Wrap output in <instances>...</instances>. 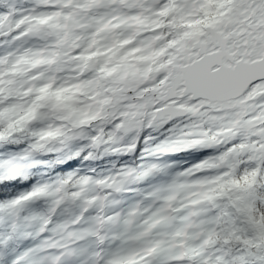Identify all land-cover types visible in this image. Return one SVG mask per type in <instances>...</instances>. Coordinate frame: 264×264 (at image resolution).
I'll use <instances>...</instances> for the list:
<instances>
[{"label":"snow or ice","instance_id":"snow-or-ice-1","mask_svg":"<svg viewBox=\"0 0 264 264\" xmlns=\"http://www.w3.org/2000/svg\"><path fill=\"white\" fill-rule=\"evenodd\" d=\"M214 2L217 10L208 15L209 0H30L31 7L23 16L15 17L7 31L3 22L10 15L11 6L0 12V37L4 38L0 40V144L37 138L30 141L22 156L0 160V182L19 176V161L27 159L32 151L44 150L46 137L70 138L66 126L44 123L51 118L76 128L102 115L113 119L122 116L128 118L126 122L116 119L113 128L119 129L123 124L127 132L130 127L141 126L140 120L130 118L128 109L137 110L131 116L147 109L141 113L146 126L160 127L170 123L178 109L196 112V105L201 103L208 108L232 105L229 96L245 82L247 86L235 99L255 98L251 106L242 105L234 114L243 117L238 123L232 121L230 114L229 121L218 126L219 140L214 134L206 141L192 140L180 147L154 149L171 153L211 147L210 155L177 176L187 177L206 168L214 172L196 177L191 183L174 180L167 189L172 195L161 196L160 189L149 193L161 203L149 215L148 222L143 227L138 225L129 237L137 240L144 231L153 229L150 236L128 243L123 232H117L114 239H119L120 244L93 251L92 264H264V50L245 62L252 67L242 66L239 60L229 62L232 29L226 28L224 15L219 11L229 0ZM256 5L261 11L254 19L264 22V0H256ZM101 8L106 11L100 12ZM122 8L134 11L122 13ZM200 10L205 15L185 26L189 25L186 17ZM168 12L173 13L171 21L161 19ZM164 27L170 30L167 38L162 36ZM141 32L148 34L140 36ZM68 67L78 72L57 75ZM189 98L192 103L186 104ZM121 99L128 103L120 104ZM114 135L115 132L110 133V138ZM143 139L147 142L150 137ZM91 140L93 144L98 142L96 137ZM134 148L132 144L129 150ZM145 151L143 148L142 153ZM238 164L241 166L236 167ZM155 167L152 165L148 171ZM88 180L87 176L72 172L59 183L63 186L71 181L75 186ZM205 184L214 187L193 190L195 185ZM48 187L35 185L26 193L0 201V212L12 209L19 201L54 195ZM216 187L222 191L216 192ZM180 190L196 197L190 203L200 207L213 203L218 209L217 216L203 218L201 243L185 244L183 250H179L181 242L177 237L187 235L184 221L188 210L179 201L170 203ZM70 195L77 197L79 192ZM182 208L183 213L179 211ZM48 223L43 218V225ZM126 224V219L121 221L122 228ZM43 225L40 232L45 231ZM214 238L225 246L236 241L241 248L227 259H208L201 255V247H211ZM27 254L15 256L9 264H21ZM54 259L63 264L60 257Z\"/></svg>","mask_w":264,"mask_h":264},{"label":"trees","instance_id":"trees-1","mask_svg":"<svg viewBox=\"0 0 264 264\" xmlns=\"http://www.w3.org/2000/svg\"><path fill=\"white\" fill-rule=\"evenodd\" d=\"M234 1L235 0H229V3L219 9V11L225 13ZM151 2L156 3L158 0H151ZM9 6H11L9 9L10 15H8L3 22L5 31H7L9 23L12 22L15 17L25 14L31 7V3L30 0H0V12H3L4 9ZM216 10L217 7L214 0H209L208 15H211L212 12ZM204 15V11L200 10L187 16L186 19L189 21V25L185 26H190L197 18L203 17ZM172 17L173 13L168 12L165 13L164 17H161V19L171 21ZM164 31L165 34H163ZM144 33L145 35L148 34L147 32ZM163 33L162 36L167 38L170 34V30L164 27ZM3 39V37H0V40ZM53 121L55 120L51 118L44 121V123L55 127ZM68 135L70 136L69 139H65L63 135L58 137H46L45 140L47 143L44 150L32 151L27 159L19 161L22 166L21 174L17 176L16 179H7L0 182V201L26 193L35 185L47 184L49 186L48 191L54 193V195L51 196H41L40 201H33L27 205H21V201H19L12 209L0 212V264H9L15 256L25 252L28 254L23 257L21 264H34L40 256L53 251V248H57L59 251L66 250L67 248H75L76 242L72 243V240L71 243H64L65 241H63L60 246L58 243L61 242V238H59L57 233L53 234L52 229L59 224L60 228L64 227V229L61 228V233H64L66 236H68V233L72 230L77 231L86 229L88 227L86 221L90 212H85L82 217H80L79 212L80 208L86 202L82 206L71 203L69 205L63 204L54 210L50 209V202L53 197L58 198L59 195L65 197V189L67 190V195H70L75 191L76 187L80 188L82 185L87 186V189L83 190L85 193L86 191L88 193V201L93 199V192L90 190V185L87 183L73 186V183L70 181L68 184L63 186L60 185L59 180L63 178L64 175L72 172H75L77 176H87L89 181H93V179L105 181L108 177L115 176L114 179L121 196H119L116 206H114L113 203L107 206L106 213L107 216H110L112 213H118V220L120 223L124 219L127 220V224L123 228L121 224L120 226L117 225L115 234L122 230L124 239L128 243H136L138 240L147 239L152 233L153 229H147L143 232L142 236H138L137 240H133L129 237V233L135 231L138 225L143 227L146 222H148L149 215L155 211L161 203L159 199H153V196L148 195L150 192H153L155 184L158 183V181L161 183L164 182L158 179L157 176H153V173L149 174L147 172V175H140L143 180L140 185L139 193L135 197H133L136 191L135 184L132 180L127 182L126 178L123 176L126 164H134L135 167L140 166V174L146 172L144 168L141 169L143 166L141 162L148 164L151 160L150 158L142 159V156L145 155L144 152L142 153V149L145 148L143 142H141V140L137 141L135 148L127 151L126 148L130 147L128 141L122 144V146H119L117 143L112 142L113 140L110 138V133L106 131L105 143H103V145H97L96 147L94 146V155L87 156L88 159H85L81 156V153L84 151V143L86 141L89 142V147L94 145L91 143L90 133L86 131V137L82 139H76L74 137L75 135L71 134L69 131ZM36 139V137H26L19 144H0V160L22 156L23 151L28 149L30 141ZM41 143H44V141H41ZM212 151L213 150L197 151L199 154L192 153L191 159L196 160L203 155L211 154ZM77 152L79 155L74 154ZM182 167L185 168L184 166ZM22 177L27 178L22 179ZM74 179L75 177H73V180ZM109 186H112V184ZM210 187L214 186L211 185ZM56 189H59V191H56ZM215 191L220 192L222 189L216 187ZM262 191H264V189H262ZM134 200H138L137 210L133 207ZM94 209L95 208H93L92 211ZM191 211L196 218L195 226L197 229L199 227L202 228V231L199 230V237L201 238L204 231V224L202 223L203 218L207 216H217L218 209L213 203H207L206 207H200L192 203ZM78 216L80 219H78ZM43 218L48 219L50 223L43 225ZM41 225H43L45 229L43 232L39 231ZM217 229L218 224L213 226L214 232L217 231ZM52 242H55L56 245L52 246ZM118 244H120V240L114 239L111 247L114 248ZM205 246H208V249L206 248L207 255L209 256L208 259H211L212 256L227 259L241 248L240 244L236 241H232L230 246H225L215 241V238L211 247L209 245ZM201 254L206 256L202 250Z\"/></svg>","mask_w":264,"mask_h":264},{"label":"rangeland","instance_id":"rangeland-1","mask_svg":"<svg viewBox=\"0 0 264 264\" xmlns=\"http://www.w3.org/2000/svg\"><path fill=\"white\" fill-rule=\"evenodd\" d=\"M242 1H246V0H241L240 3ZM247 1L248 2L246 3L245 6H247L250 3L251 0H247ZM145 2L147 3V2H149V0H145ZM240 8L242 9V6ZM131 10L132 9H130V11ZM231 11H232V9H230L224 15V17H227L228 14H230ZM89 14H91V13H89ZM231 16L232 15L230 14L228 16V18H230ZM163 34H165V31H164ZM139 35L143 36L142 33H140ZM77 72H78V70L73 67V69L69 70L67 75H73V74H76ZM141 82H143V81H141ZM129 96H131V93L129 94ZM146 110L147 109H140L137 112V114L139 116H141V117H144L143 115H141V113L145 112ZM128 111L130 113V118L133 119V116H131V112L137 111V110L135 108H132V109H128ZM236 112H238V111L230 112V113H224V114H220V115H214L212 113L210 114L209 112H206L205 110H203L202 107H201V104H199V105H196V112H192V115H191L190 118L186 119L185 121H181V122H178V123H175V124H172V125H168V126L162 125L160 127H149V126L145 125V122L142 121L141 117L133 119V120H140L141 121V126H140V128H138L139 130L142 127L144 128V126L146 128L148 127V129H146L148 131H145L146 133L144 134V136H149L150 139H149V141H147V143L144 146L145 147L144 149H146V151L144 152L145 155L142 156V159H147V158L153 157L155 155L158 157V155L162 156V155H164V153H166V152L154 151V149H156L157 146H162V147L163 146H167V147L176 146V147H180L184 142H190L192 140L206 141L208 138H210L214 134L217 136V139L219 140L221 138V132L218 131V126L220 124H222V123L226 124L229 121L230 114H233L231 116V119H232L233 122H236V123L239 122V119L243 118L242 116L237 117L236 115H234ZM201 113H203V115H201ZM103 117L104 116L102 115L101 117H97L95 120L91 121V123H93V121H95L93 123L94 127H99V129H97V132L93 134L94 137L98 138V142L96 144H94L95 147L97 145H101V144L103 145V143H105L103 132L108 127H106L105 124H101L100 121H99ZM122 119H124V121L126 122V120L128 118L120 116L119 120H122ZM53 123H54V126L67 125V122L61 121V120H57V119H55V121H53ZM113 125L114 124H111L110 126H113ZM122 126H124V125L122 124ZM105 127H106V129H105ZM108 129H109L110 132H115V135L112 136V138L114 140H116L118 142V144H121L123 142V140L127 136H128V138L133 139V142H135L137 137H138V133L136 131V129H137L136 127H130L128 132H125L124 130H122V131H124L125 136L121 134V132H120L121 129L120 128L119 129H114V128L111 129L109 127ZM84 136H85V133L83 131H80L77 134H75L74 137L76 139H82V138H84ZM156 138H158V141L157 140H153L152 141V139H156ZM162 142H164V143H162ZM91 143H92V141H91ZM113 143H115V142H113ZM126 149H127V151H130L129 148H126ZM202 149H207V147L202 148ZM179 152H181V151H179ZM244 159H246V158H244ZM174 162H177V160H174ZM172 164L173 163L169 164V166L171 167ZM141 165H143L141 169L144 168L145 171L148 170V168H151L152 165H155L156 167L153 168V169L154 170L156 169L157 170L156 172H158V171L161 172L162 178L167 176V174L163 173V172L165 171V169H167L168 163H159V162L155 163V162L151 161V163L148 166H146L145 162H141ZM169 166H168V168H170ZM236 167H238V166H236ZM207 169H209L210 171L212 170L210 168L204 169V171L206 172V175H208L207 174L208 171H206ZM233 170H235V169H233ZM129 171H133V169H132V167L130 168L129 166H127L126 167V171H124V173H128V174L124 175V173H123V175L126 177V180H128V178H129L128 177L129 173H130ZM175 173H176L177 183H185V181L180 182L178 180L180 178V176H177V174L178 173H182V172L180 170H176ZM94 184H96V182H94L93 185ZM114 185L117 187V185L115 183H114ZM103 186L101 187L102 190H103ZM210 186L211 185H208V184H205L203 186L195 185L193 190L199 189V188L207 189ZM83 189H87V186L86 185H82L80 188L76 187L75 191L79 192V196H77V197H72L71 195H67V190L65 189V191H64L65 197H61L60 195L58 196V198L53 197L52 201L50 202V209L54 210L55 208H57V207H59V206H61L63 204L69 205L71 203L78 204L79 206H82L85 202L88 201V198H87L88 193H87V191L85 193ZM167 189H168V186H167ZM167 189L164 190L163 192L159 193V194H163L165 192L164 193L165 195H172V192L171 191H167ZM92 191H93V186H92ZM155 191L156 190H153V192H155ZM153 192H150V193H153ZM185 192L186 191H184V190H180V191L175 192V196L177 198L175 199V201L172 204H176L177 201H179L180 203H183L184 201L191 202L192 200L196 199L195 196L190 195L188 192H187L188 195H186L187 193H185ZM216 199L220 200L221 198H216ZM94 201H96V203H98V207H97L98 209L97 210L101 211V209L103 207L101 205L99 206V202H98L96 196H95V200ZM115 204L113 203V205H115ZM87 206L91 207L92 203H88ZM105 216H106V213L104 214L102 212L101 221L98 222L99 224L102 225V228H103L102 236L104 237V239L101 240V242L104 245V244L107 243V240H108L109 241L108 245H111L110 240L112 238H114V236H112V235H113L114 231L117 230V229H115V225L120 226L121 223L118 220V216L116 214H114V213H112L110 216H106V218L104 219ZM53 228L55 229V231H53V234L57 233L59 235V238H61V242L58 243V244L62 245L63 241H65V239H64L65 237L71 238L72 242H75V241L79 242V243H77L76 250L71 251L72 254H66L61 260H66V258H68V256H71V257H75L76 259H79L78 260L79 261L78 264H87L88 259H90L91 253H92V251H91V246H92L91 238H92V235L91 234H93V230L92 229H88V230L80 229V230H77V231L72 230V231H70L68 233V236H66V235H64V233H61V228L64 229V227L60 228L59 224H57ZM191 228L192 227H190V229ZM192 229L194 230L195 228H192ZM198 230L202 231V228L199 227ZM104 231H107V232H110V233L112 232V235L111 236H109V235L108 236H104L103 235ZM121 232H122V230H121ZM86 233H88V235H86ZM198 234H199L198 231H195L194 236L191 235L188 244L198 245V240H197ZM88 239L90 240L91 244L87 243ZM105 240H106V242H105ZM55 245H56V243L52 242V246H55ZM69 252L70 251H67V253H69ZM53 261H55V260H53Z\"/></svg>","mask_w":264,"mask_h":264},{"label":"flooded vegetation","instance_id":"flooded-vegetation-1","mask_svg":"<svg viewBox=\"0 0 264 264\" xmlns=\"http://www.w3.org/2000/svg\"><path fill=\"white\" fill-rule=\"evenodd\" d=\"M245 5L232 7L230 12L232 16L228 18L230 15L228 14L227 17H224L226 28L232 29L229 33L233 40L232 53L228 57L229 62L239 60L240 63H245L250 58L255 57L258 52L264 50V22L254 19L261 10L257 8L256 0H251L247 6ZM241 6L242 9L240 8ZM157 31H159V27ZM141 33L143 35V32ZM251 98L253 97L237 100L238 110H240L242 105L251 106L252 102H249ZM191 103L190 99L186 101V104Z\"/></svg>","mask_w":264,"mask_h":264},{"label":"water","instance_id":"water-1","mask_svg":"<svg viewBox=\"0 0 264 264\" xmlns=\"http://www.w3.org/2000/svg\"><path fill=\"white\" fill-rule=\"evenodd\" d=\"M242 66H244V67H252V65H250V64H247V63H240ZM63 72H64V69H63ZM61 74H63V73H57V75H61ZM247 86V83L245 82V84L243 85V87H246ZM243 87H241V88H239L238 90H236V91H234L230 96H229V99H233V102H234V100H236L235 99V97H239L240 95H241V92L243 91ZM131 92H129L128 93V95L130 94ZM127 100H125V99H121L120 101H119V103L120 104H124L125 102H126ZM204 107H206V108H208L207 106H206V104H204ZM236 106L235 105H233V103H232V105H230V106H225V107H223V108H220V107H217V108H209V109H211L213 112H223V111H228V110H231L232 108H235ZM108 111L110 112L111 111V109H108ZM189 114V112H185V111H182V110H177V114H176V116H175V118L174 119H176V118H178V117H185V116H187ZM174 119H172L171 121H173ZM70 129L72 130V131H76L77 130V127L76 128H73V127H71L70 126ZM37 199H38V197H36Z\"/></svg>","mask_w":264,"mask_h":264},{"label":"clouds","instance_id":"clouds-1","mask_svg":"<svg viewBox=\"0 0 264 264\" xmlns=\"http://www.w3.org/2000/svg\"><path fill=\"white\" fill-rule=\"evenodd\" d=\"M94 151H95L94 145L89 147V142L86 141L84 143V151L81 153V156H83L84 158L87 156H92V155H94ZM25 163H27V162H25ZM22 179H24V177H22ZM5 180H7V179H5Z\"/></svg>","mask_w":264,"mask_h":264},{"label":"bare ground","instance_id":"bare-ground-1","mask_svg":"<svg viewBox=\"0 0 264 264\" xmlns=\"http://www.w3.org/2000/svg\"><path fill=\"white\" fill-rule=\"evenodd\" d=\"M207 251V250H206ZM208 252H210V251H208Z\"/></svg>","mask_w":264,"mask_h":264}]
</instances>
